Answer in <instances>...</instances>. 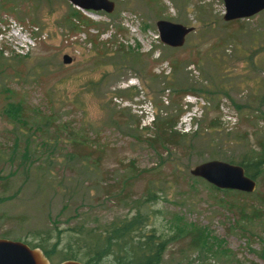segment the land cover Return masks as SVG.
<instances>
[{"label":"rangeland","instance_id":"374dc122","mask_svg":"<svg viewBox=\"0 0 264 264\" xmlns=\"http://www.w3.org/2000/svg\"><path fill=\"white\" fill-rule=\"evenodd\" d=\"M110 1L0 0V238L59 229L60 247L65 227L138 208L160 264H264V172L250 193L189 174L264 145V10L228 22L222 0ZM158 19L192 29L170 47ZM167 116L183 137L152 145Z\"/></svg>","mask_w":264,"mask_h":264},{"label":"trees","instance_id":"16d2710c","mask_svg":"<svg viewBox=\"0 0 264 264\" xmlns=\"http://www.w3.org/2000/svg\"><path fill=\"white\" fill-rule=\"evenodd\" d=\"M75 18L78 21L79 17ZM70 25L75 28L73 20ZM177 120L170 116L153 118L152 127L155 129V133L148 138L149 142L159 147L179 142V137H183V134L174 129ZM255 145V149L248 147L235 159H225L227 162L239 164L244 173L253 179L264 172V145L261 142ZM83 158H87V156ZM221 190L230 191L228 189ZM135 203L139 205L137 201ZM145 220L144 214L136 208L130 216L111 220L101 229L87 226L84 222L65 227L67 240L60 247L59 229H56L55 238L51 242L52 234L50 235L48 231L33 232V236H39L36 241H22L29 247H38L50 264H58L68 259L84 264H102L107 260L111 264H160L166 242L151 230H144ZM42 233L44 236L41 235ZM201 239L204 241L197 231L192 235L189 243L195 246ZM55 254L59 257L56 263L51 261ZM250 264L256 263L251 262Z\"/></svg>","mask_w":264,"mask_h":264},{"label":"water","instance_id":"95a60500","mask_svg":"<svg viewBox=\"0 0 264 264\" xmlns=\"http://www.w3.org/2000/svg\"><path fill=\"white\" fill-rule=\"evenodd\" d=\"M74 7L83 10H103L111 12L113 2L110 0H67ZM224 21L248 18L264 10V0H222ZM159 40L170 47H178L191 27L180 23L158 19L155 22ZM67 54L62 55V63L70 62ZM189 174L203 179L218 189H228L250 193L255 189V180L248 177L243 168L236 163L220 159H209L193 165ZM0 264H50L38 247H29L21 240L0 238ZM58 264H84L68 259Z\"/></svg>","mask_w":264,"mask_h":264}]
</instances>
